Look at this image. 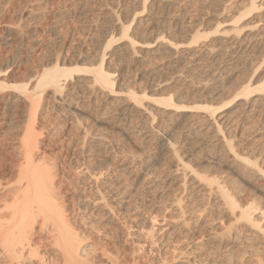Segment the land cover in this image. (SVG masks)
<instances>
[{"label": "bare ground", "instance_id": "obj_1", "mask_svg": "<svg viewBox=\"0 0 264 264\" xmlns=\"http://www.w3.org/2000/svg\"><path fill=\"white\" fill-rule=\"evenodd\" d=\"M62 1L46 0L48 12L21 10L10 29L16 43L6 33L2 37L12 50H0L4 66L42 62L30 65L28 78L14 84L5 81L0 67V102L5 91L15 89L5 113L18 106L16 100L27 107L13 159L17 177L6 179L0 165V264H94L89 256L95 245L85 242L88 235L69 217L64 193L118 224L114 239L124 237L143 256L149 248L159 264H264V207L246 195L247 185L264 189V78L253 74L224 98L229 77L251 60L264 63V0H119L102 6L100 16L92 14V1ZM198 6H217L223 14L210 10L214 18L208 12L200 17L192 13ZM5 8L0 0V25ZM26 19L36 24L22 25ZM86 31L92 32L87 53L73 61L76 35ZM178 33L181 40L173 38ZM89 51L93 63L87 65L82 61ZM148 67L149 81L140 86L120 76ZM165 84L173 90L149 94ZM197 97L198 104L187 103ZM63 111L79 130L68 141V162L59 165L42 149L44 127L37 122L40 115L51 119ZM99 121L118 126L113 133L127 148L105 158L120 139L93 134ZM151 145L154 151L145 158ZM163 160L174 168L161 178L154 165ZM171 186L177 195L156 200L161 187ZM146 193L156 198L151 208L145 207ZM46 243L54 244L55 255L42 252ZM122 251L103 263L139 264L135 253L129 259Z\"/></svg>", "mask_w": 264, "mask_h": 264}, {"label": "rangeland", "instance_id": "obj_2", "mask_svg": "<svg viewBox=\"0 0 264 264\" xmlns=\"http://www.w3.org/2000/svg\"><path fill=\"white\" fill-rule=\"evenodd\" d=\"M3 1V3H4V5L6 6V8H5V12H4V15H3V20H1L2 21V23H1V25H0V50H2L3 52L5 51V53L6 52H8V51H10L11 49V47H10V44L12 45L13 43H16V41H14L13 39H14V37H13V34L14 33H12L11 31H10V29L12 28V25L16 22V18L18 17V15L17 14H19V12L21 11V10H26L25 12H28V10H31V9H34L35 8V10H36V13L38 12H48V11H50L51 10V8H49V7H47V5H46V0H2ZM65 0H63L62 2V5L63 4H65V5H70V4H73V2H74V0H67V1H65ZM90 1H92L91 3H89ZM194 2H195V0H193ZM118 2H119V0H88V3L90 4V5H92V7L90 8V9H92L93 8V10H92V14L93 15H99L100 16V14L103 12L101 9H102V6L103 7H108V6H111L112 4H114V5H117L118 4ZM101 5V6H100ZM44 6H45V9H44ZM46 7H47V9H46ZM22 8V9H21ZM24 8V9H23ZM49 8V9H48ZM193 9H194V7H192ZM196 8H198L197 10L196 9H194V11L192 10V13L194 14L195 12H197L198 11V13H199V16L200 15H202V16H200V17H205V16H207V12L208 13H210L211 14V16H210V14H208V16L209 17H211V18H214V15H213V13H215V15H217L216 14V12H219V15L221 14L220 12V10H219V8L217 7V6H212V7H210V9H207V8H200L199 6L198 7H196ZM208 11H207V10ZM18 10V11H17ZM45 10H47V11H45ZM100 10H101V13H99L100 12ZM196 10V11H195ZM210 10H212L211 12H213V13H211L210 12ZM218 10V11H217ZM37 13V14H38ZM200 13H202V14H200ZM206 13V14H205ZM228 13V12H227ZM226 12H225V14H227ZM53 14V13H52ZM58 14V13H57ZM223 14V13H222ZM221 14V15H222ZM190 15V14H189ZM188 15V16H189ZM204 15V16H203ZM193 16V18L195 17L194 15H190L189 17L191 18ZM198 16V17H199ZM28 20V21H27ZM36 20L37 19H34V21L33 20H31V22L29 21V19H26V21L24 20V21H22L21 22V24L22 25H25L27 22L28 23H31V25L30 26H32L35 22H36ZM33 22V23H32ZM177 22V21H176ZM36 24V23H35ZM34 24V25H35ZM26 28H28V26H26ZM25 28V29H26ZM9 29V30H8ZM8 33H7V32ZM4 32V33H3ZM6 33V35H10V37L9 38H11L10 39V44H5L4 42L7 40V39H3L2 37H5L4 36V34ZM78 34H80V35H76V37L77 36H79V37H75L76 38V40L78 41V45H77V47H76V49L77 50H75V52H72V53H74V55L72 54V59H73V61H76L78 58H79V56H81V54H83L84 52H86L87 53V49H88V47H89V36H92L91 34H92V32L91 31H86V32H80V33H78ZM177 35V36H176ZM173 38L174 39H176L177 38V40H181V36H182V33H178V34H176ZM87 38V39H86ZM11 40H13V41H11ZM12 42V43H11ZM76 42V41H75ZM83 42H84V44H83ZM86 42V43H85ZM4 44H5V46H4ZM83 44V45H82ZM13 48V47H12ZM79 50H80V52H79ZM12 51V50H11ZM80 53H78V52ZM260 52H262V53H260L261 55L263 54L264 55V48L260 51ZM77 53H78V57H77ZM89 53H93L92 51H89L88 52V59L87 60H85V61H82V63H84V62H86L87 63V65H90L91 63H93V60L91 59L92 57H90V54ZM262 55V56H263ZM74 56V57H73ZM76 57V60L74 59ZM0 59H1V57H0ZM3 60L1 59L0 60V67H2L1 69H3L5 72V74L6 75H4V77L3 78H5L6 80V82L7 83H9V84H14V83H21V82H23V81H25L27 78H28V74H30V71H31V66L30 65H32V64H34V65H36V64H40L42 61H36L35 63H33V62H31V64H30V61H25V62H22V63H17V62H11L9 65H6V66H4V62H2ZM260 62L259 61V59H254V60H251V62L252 63H250L249 62V67H247L246 66V68H243V69H241L240 70V72L238 73V74H236L237 76H235V75H233L232 77H229V79H228V82H232L230 85H229V83L227 84V89H225V94H224V98L227 96V100H228V96H229V98H230V96H231V94H235L234 92H238V87L240 88V84L241 83H243L245 80H247L248 78H250L253 74H256L257 75V79H262V78H264V63L263 64H259V65H257V63L258 62ZM81 62H80V64H82ZM250 64H251V66H250ZM3 65V66H2ZM68 65H72V64H68ZM7 66H8V68H7ZM8 69V70H7ZM150 71H153V69H150V67H148V68H145V69H142L141 71H138V72H131V73H125V72H121L122 73V75H120V76H123V78H130V82H131V84H135V86H140V83L142 82L143 84H145V82L147 81H149V78H148V74H149V72ZM235 77L238 79H235ZM143 78H145V79H143ZM232 78V79H231ZM233 78L235 79L234 81H233ZM136 83H135V82ZM237 81V82H236ZM138 82V83H137ZM234 82V83H233ZM239 82H241V83H239ZM143 84H141V86L143 85ZM233 84V85H232ZM238 84V85H237ZM236 85V86H235ZM173 88V84L171 85V84H165L164 86H162V87H160L159 89H157V90H155V91H150L149 92V94L151 95H155L156 97L157 96H162V95H165L166 94V92L168 93L169 91H171V90H173L172 88ZM237 87V88H236ZM176 88V87H175ZM238 89V90H236V89ZM187 90V88L186 87H181V89H180V92L181 91H184V93H185V91ZM15 91V89H13V88H11V90H9L8 92L7 91H5V93H4V97H2L3 99V101H1L0 102V165H2L3 164V166L5 167V171H6V173L7 174H5V176H6V179L8 178V179H15L16 177H17V172H18V169H19V167H18V165H17V163H15L14 161L15 160H13V159H16L17 158V156H18V153L20 152V139H21V137H20V131H22L21 129L23 128V125H24V122L26 121V103L24 102V101H17L16 100V103L18 104V106L16 107V108H14V109H10L9 110V112L8 113H5L6 111H4L5 109H4V107L5 106H10L11 105V103H13L14 102V100L15 99H13V92ZM17 92H19V91H17ZM156 92V93H155ZM184 93H182L181 95H180V98H184L183 97V94ZM15 95H18V93H15ZM151 95V96H152ZM153 95V96H154ZM10 98V99H8V100H6L8 97ZM24 97H21V99H23ZM198 99V97L194 100V98H193V100L191 99V98H189V99H187V103L191 100V101H195V102H189V104H196L197 103V101H199L200 100V97H199V100H197ZM2 104V105H1ZM20 104V105H19ZM198 104V103H197ZM58 105V104H57ZM15 110V111H14ZM11 112H12V114H11ZM13 112L15 113V114H13ZM46 115V114H45ZM44 115V116H45ZM57 115V114H56ZM54 115V117L52 116L51 117V119L50 118H44V117H42L41 118V115H40V117H39V119H38V121L39 122H37V126H38V128H43L42 129V131H43V133L44 134H42V136H41V138H42V140H43V147L45 148H43L42 147V149L45 151V152H47V154H50V155H48L49 157H51V160H54V162H58V164L60 165V164H62V162L63 161H67L68 162V158L67 157H65V155H66V153L68 152V149H67V144H68V141H69V139L73 136V135H75V133L77 132V130H79L78 129V122L76 121H74V120H71L70 119V116L69 115H67V113L65 112V111H63L62 112V115ZM67 116V117H66ZM49 121H48V120ZM86 122V120H84L83 121V123H85ZM240 123L241 124H243L244 125V122L243 121H240ZM108 126H111V125H109V124H106L105 123V121H99V122H97L96 124L95 123H93V125H92V127H91V131H92V133L93 134H96V136H109V137H111V136H113V135H116L115 137H118L119 136V139L120 140H116L115 141V143H114V147L113 148H110L109 147V151H111V152H109V154H107V156L105 157V158H110V156H113V154H112V150L113 149H115V148H117V149H126L127 148V145H125L126 143H125V141L123 140V139H121V137L122 136H120V135H118L117 133H113V131H114V129L116 130V128L118 129V126L117 127H108ZM22 127V128H21ZM77 128V129H76ZM181 135V134H180ZM179 135V136H180ZM177 137L179 140L181 139L180 137ZM89 138V141L91 140V137L89 136V137H87V139ZM112 138V137H111ZM123 138V137H122ZM112 139H114V138H112ZM177 139V140H178ZM120 143H119V142ZM124 141V142H123ZM134 146V145H133ZM138 148L137 146H134V150H137V151H139V149H136V148ZM181 147V146H180ZM184 147V146H183ZM182 147V148H183ZM154 149V146L153 145H151V146H149V147H147V149H145V158L147 157V155H148V153H150V151H154L153 150ZM61 150V151H60ZM67 150V151H66ZM19 151V152H18ZM66 151V152H65ZM105 154H103V156H104ZM102 155L99 157V158H104ZM65 157V158H64ZM12 159V160H11ZM3 160V161H2ZM5 160V161H4ZM110 160V159H109ZM17 165V167H16V165ZM169 164V165H168ZM170 164H172L170 161H169V163H168V161H165V160H163L162 162H161V164L160 165H158V166H156V165H154L155 166V168L156 167H159V171L157 170V169H155V170H157V172H156V174L158 173V175L157 176H160L161 178H163V176H165V175H167L168 173H169V170L171 169V168H174L173 167V164L172 165H170ZM207 165L208 166V164L207 163H204L203 164V167H207V166H204V165ZM14 166V167H13ZM145 166H146V164H145ZM161 166V167H160ZM169 166V167H168ZM211 166V165H210ZM120 167V166H119ZM123 167V166H122ZM171 167V168H170ZM212 167V166H211ZM215 168V167H214ZM70 173V172H69ZM71 173H72V171H71ZM162 175V176H161ZM161 182V181H160ZM63 187V186H62ZM65 187L68 189V187L65 185ZM65 187H63L65 190H66V188ZM251 187V188H250ZM167 188V189H166ZM173 188H174V186L172 187L171 186V188H169V187H161L154 195L155 196H157L156 198H153L152 196L153 195H151V193H149L150 194V196H149V194L148 193H146L145 195H148V198H147V196H145V207H148V206H151V204L153 203L151 200H152V198L153 199H156V200H158L159 199V201H161V202H165L166 201V199H168V197L169 198H171V197H173L174 195L173 194H175L176 192H177V190L176 191H173ZM172 191H171V190ZM174 189H176V187L174 188ZM249 189V193L247 192V190ZM173 192V193H172ZM175 192V193H174ZM171 194L173 195V196H171ZM247 194H250V195H248V198H249V196L251 197V200L252 201H255V202H257V204H259L260 206H262V207H264V189H257V188H255V187H252V186H250V185H247V187H246V195ZM176 195H177V193H176ZM245 195V194H244ZM245 195V196H246ZM64 197H66L65 198V200H67L66 201V204H67V208L70 210H68V214H69V217H73L74 219H72V220H75V222L79 225H77V228H78V231L82 234V235H84V236H86L87 237V235H88V237L89 238H87L88 240L86 241L85 240V242L86 243H88V244H92L96 249V251L94 252V250H93V252L92 253H90V256H89V258H91V259H94V264H104V263H107L108 261H110V260H108V258L110 259L111 258V260H112V258H114V255H116V252H119V249H120V251H121V249L123 250L122 252H126L127 254H128V256H130V255H132L133 253H135V251L133 250V249H135V248H133V247H131L132 245H127L123 240V238L124 237H121V236H119L120 238H122V239H120L119 237H117L116 236V238L114 239V237H112V235L113 236H115V234H116V231L115 230H113V226H117L118 227V224L116 225L114 222L112 223V222H110V224H109V221H107L106 219H104L105 217L103 216V215H101V213L99 212L98 213V211H95L94 212V210L93 209H95V208H97V207H92V210H93V212H91V209L89 208L90 206H92V205H90L87 209H85V207H83L82 205H80L81 204V202H75V206H74V210L72 209V204H74V202L73 201H70V199H69V196H71L69 193H64V195H63ZM160 196V197H159ZM245 196H243L244 198H245ZM167 197V198H166ZM247 197V196H246ZM253 198V199H252ZM149 200V202L147 203V201ZM151 199V200H150ZM150 201L152 202L151 204H150ZM148 204V205H147ZM81 207H83V208H81ZM148 208H151V207H148ZM83 209V210H82ZM86 210V211H85ZM90 210V211H89ZM77 211V212H76ZM80 211V212H79ZM213 211V212H212ZM90 214H89V213ZM210 212H212V214H218L217 213V211H216V208L214 209V208H211L210 209ZM216 212V213H215ZM77 213V214H76ZM96 213H98V214H96ZM96 215V216H95ZM77 216V217H76ZM104 218H103V217ZM78 217H79V219H78ZM83 217V219H84V221H81L80 222V220H81V218ZM84 217H86V218H84ZM95 220V221H94ZM79 221V222H78ZM86 221V222H85ZM146 221V220H145ZM85 223V224H84ZM149 222H148V220L146 221V222H144V226L146 227V228H148L149 227ZM81 226V227H80ZM159 225H156V227H158ZM102 227V228H101ZM93 228V229H92ZM94 228H95V230H94ZM107 229H108V231H107ZM110 229L112 230V232L113 233H111V231H110ZM99 231V232H98ZM88 232H90V234L88 233ZM98 234H97V233ZM109 232V233H108ZM122 231H118L117 233L118 234H120ZM94 233V234H93ZM103 235H102V234ZM46 232H44V233H41V234H39L38 235V237L39 238H41V239H43V238H45V236H46ZM86 234V235H85ZM106 234H110V236L109 235H107V236H109V237H104ZM112 234V235H111ZM41 235V236H40ZM178 236H179V234H177ZM91 238V239H90ZM100 238V239H99ZM106 238V239H105ZM111 238H113V239H111ZM118 238V239H117ZM121 240V241H120ZM95 243V244H94ZM46 246H42V248H40V249H43L42 250V252L43 251H45V252H47L48 254H53V255H55L56 254V252H55V250H56V247L54 246V244H49V243H46L45 244ZM97 245V246H96ZM127 245V246H126ZM46 247V248H45ZM146 247V246H145ZM103 248V249H102ZM107 248V249H106ZM131 248V249H130ZM147 248V247H146ZM167 248V247H166ZM166 248H164V249H166ZM128 249H130V250H128ZM104 250V251H103ZM125 250V251H124ZM134 252H133V251ZM136 250V249H135ZM106 251V252H105ZM131 251V252H130ZM165 251V250H164ZM103 252V253H102ZM105 252V253H104ZM109 254H108V253ZM113 252V253H112ZM109 255V257L107 256V254ZM139 253V254H138ZM138 253H135V255L134 256H136L137 258H139V264H152L153 262V264H159L158 262H159V258L157 257V256H154V254H149V248H148V250H147V252L145 253V256H146V258H145V256H143L144 254H142V252H138ZM102 254V255H101ZM103 254H105V255H103ZM138 254V255H137ZM141 255H142V257H141ZM148 255V256H147ZM105 256H107V257H105ZM110 256H112V257H110ZM154 256V257H153ZM131 258V256L129 257V259ZM148 258V259H147ZM153 258V259H152ZM104 259V260H103ZM141 259V260H140ZM157 259V260H156ZM108 260V261H107ZM129 261V260H128ZM100 262V263H99ZM104 262V263H103ZM129 262H131V260L129 261ZM124 264H128V262L126 261H124L123 262ZM122 263V264H123ZM135 262H131L130 264H134Z\"/></svg>", "mask_w": 264, "mask_h": 264}]
</instances>
